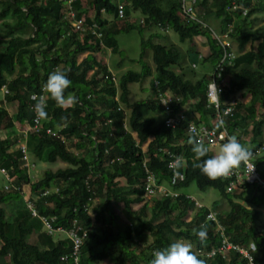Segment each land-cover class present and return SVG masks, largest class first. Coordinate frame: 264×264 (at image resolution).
Masks as SVG:
<instances>
[{"label": "trees", "instance_id": "obj_1", "mask_svg": "<svg viewBox=\"0 0 264 264\" xmlns=\"http://www.w3.org/2000/svg\"><path fill=\"white\" fill-rule=\"evenodd\" d=\"M66 1L0 0L3 27L0 87L4 84L8 90L4 102L0 100V167L23 194L22 198L16 189L4 190L3 184L0 188V264H6L5 258L11 264H70L59 260V256L70 252L68 238L63 232L48 233L39 217L32 216L25 208V200L33 203L40 216L52 217V228H67L73 220L88 228L80 248L81 264H150L154 251L166 248L177 239L191 241L194 252L206 264H247L240 255L231 252L223 257L219 253L205 256L217 244L215 223L223 226L231 241L240 245L255 243L253 260L255 264H264V227L256 228L264 206V192L245 183L226 190L229 177L210 180L201 174L194 166L198 161L188 143L193 134L186 133L192 122L195 127L203 124L206 128H215L216 132L224 129L228 135L238 134L237 131L249 134L244 142L250 144L251 161L264 178V149L255 152L264 146V24L252 28L248 20L251 14L263 10L264 0H218L214 10L221 19L217 33L227 29L225 19L230 18L227 39L235 42L236 51L231 63L223 66L222 73L228 82L221 88L217 108L207 103L205 91L223 49L210 34L216 32L195 13L199 9L200 13L209 14L213 0H194V18L180 12L178 0H71L69 5L75 17L85 16L86 25L96 23L101 31L102 47L113 53H118L116 35L133 29L140 32V24L170 29L180 42L191 41L195 36L205 39L206 54L196 53L195 57L206 66L195 80L185 77L193 68L182 69L180 61L186 54L176 45L146 42L151 52L150 68L142 61L145 46L140 42L139 69L123 71L116 82L95 60L93 51L99 48L98 40H92L90 33L80 38L72 30L66 35L65 31L70 28L64 17ZM231 2L235 4L234 9L229 8ZM118 5L121 16L117 15ZM85 8L90 9L88 14ZM131 10L141 16L142 23L136 18L128 20ZM82 53L87 54L78 60ZM173 65L180 67L179 73L171 68ZM56 66L65 70L71 81L65 95L75 93L78 103L60 108L46 93L48 118L39 132L27 133L24 138L14 123H31L29 94L40 91ZM152 72L155 75L149 81L151 96L129 103L128 85L142 82ZM7 75L12 77L5 83ZM164 92L177 97L168 102V112L157 96ZM237 93L240 98L246 94L249 99L239 101ZM228 99L235 103L228 113H223ZM10 103L16 105L8 114L5 107ZM125 108L129 109L128 113ZM169 117L177 122L168 124ZM216 118H220L221 124ZM45 127L55 130L59 136L46 134ZM18 141L25 142L35 160L53 163L58 160L65 166L53 171L46 169L35 179L29 177L24 173L27 169L21 167ZM221 141L224 140L216 142ZM204 143L210 146L215 142ZM169 153L182 158L174 167L181 178L173 177L168 167L173 159ZM210 156L209 151L203 159ZM147 174L153 176L156 185L168 190L166 195H151L146 199L143 183ZM116 178L123 179L124 183L117 184ZM192 182L200 191L209 188L217 191L227 208L217 212L216 200L210 206L196 205L190 194L181 191ZM24 186L28 187V193ZM253 189L259 191L257 196H250ZM11 198L20 199L22 206L6 220L2 204ZM110 200L126 209L136 205V210L131 212L134 221L129 224L112 221L108 211ZM211 211L215 220L207 217ZM93 223L98 226L97 230L91 228ZM202 225L207 227L203 242L196 237V230ZM34 231L36 241L28 242L27 236ZM56 233L64 235L53 240Z\"/></svg>", "mask_w": 264, "mask_h": 264}, {"label": "rangeland", "instance_id": "obj_2", "mask_svg": "<svg viewBox=\"0 0 264 264\" xmlns=\"http://www.w3.org/2000/svg\"><path fill=\"white\" fill-rule=\"evenodd\" d=\"M212 3L214 4L210 5L211 12L209 14L204 15L200 13L199 9H196L195 13L200 16L198 18L199 20H201L203 23L209 24L210 27L216 32L215 35L210 33L212 38L214 39L223 38L222 36L223 32L220 34L217 33L218 26L220 24L221 19L219 17H216L214 13L216 5L219 4V1L213 0ZM85 9L87 10V14H88L90 9L89 8H85ZM135 18L136 20H138L141 18V16L138 15L137 12L131 10L128 20L133 21ZM248 20L249 21L251 20L252 28H255V27H258L264 24V5H263V10L261 12L251 14L248 17ZM225 22H227L226 24L227 26L231 25L230 18L225 19ZM140 27H141L140 32L137 29H133L127 32L118 33L116 35L118 53L116 52L113 53L110 50H105V48H101V49L98 48L96 51H93L94 53L92 52L95 57V60L99 64L104 66V68L107 69L108 73L114 76L115 82L118 76L123 71L127 69H134V70L139 69L140 64L138 62V53L141 49L140 42L142 43L143 46H145L143 49L142 61L148 66H150V68H152L151 55H150L151 52H150V49L146 46V42H152V43L157 42L165 46L174 44L181 50V52H183V54L184 53L186 54V58L180 61V66L182 67V69L183 68H186V69L193 68V72L188 71V73H185L186 78H191L192 80L193 79L195 80L200 75V73L204 71V68L206 65L201 64L199 59L195 57L196 53H200L201 56H204L207 52L206 42L203 36H195L193 37L191 41L184 40L180 42L178 41L176 34H174L170 29H167V31H165V29L159 30L157 26H154V27L147 26L146 27L143 24H140L139 28ZM2 31H3V27L1 26V21H0V34ZM228 41H229V47L231 46L232 52L233 54H235V51H236L235 42L232 40L230 41L229 39ZM86 54L87 53L80 54V58L78 57V60L83 58ZM194 62H195V67H192L191 63H194ZM209 67L210 66L208 65V68ZM171 68L177 73L180 72L179 66L173 65L171 66ZM154 75L155 73L152 72L151 76L146 77L142 82L132 83L128 85L129 103H132L136 100H139V101L146 100L151 96L150 88H149V81H151ZM11 77L12 76H9V75L5 76L4 77L5 83L8 82V80ZM236 95H237V98H239V101L241 100L243 102H246L249 99V96L246 94H245L246 96L244 95L245 97L243 96L242 98L238 96V93ZM0 100H2L1 91H0ZM15 105H16L15 103L6 104L5 108L7 109L8 114H11L15 110ZM128 110L129 109L125 108V113H128ZM14 124H15L16 130L20 131L19 125L16 123ZM247 128H249V126ZM237 132L238 134H233V135H236L237 138H239L240 136V139H239L240 142L244 146L249 148L250 144L248 142H244V140L247 141V139H249L248 138L249 134L245 135L243 133H240L239 131ZM0 135L2 136V133ZM224 142L225 141L215 142L214 144L208 146L210 148V152L212 153V155H214L216 151H218L219 145H221ZM18 144H19V141H18ZM141 149H144V146H141ZM69 150H71V147H69ZM26 153L28 156V161L33 166L30 169L24 170V173L28 175L29 177H32L33 179L40 177L42 175V172L46 169L53 171L59 167L63 168L65 166V163L60 162L58 160L55 161L54 163L37 161L34 159V156L31 155L28 150L26 151ZM115 181L119 185H122L124 183V180L120 178H116ZM3 183H4V177L3 175L0 174V188ZM23 189L25 193H28V187L24 186ZM254 190L255 189H253V191H250V196H257L259 191H254ZM181 191L185 192L186 194H190L197 203L199 202L204 205L210 206L212 201L216 200V202L219 204V207L215 209L217 212L221 213L227 208L225 201L224 200L221 201V198L218 192L215 191L214 189L209 188L205 191H200L196 188L195 184L192 182L186 188H182ZM2 206L4 207V210H5L6 220H10L12 215L15 213V209H17V207L21 208L22 201L20 199L18 200L17 198H11V199L4 201ZM136 208H137L136 205H130L129 209H126L124 205H122L121 203L113 202L111 200L108 201V211H109L110 219L112 221L126 222L128 224L132 223L134 221V218L131 212L136 210ZM263 209H264V206L262 207V210ZM97 227L98 226L95 223L91 225V228L94 230H97L96 229ZM263 227H264V217L262 213H260V217L256 222V228L260 230ZM35 234H36V231H34V233H31L29 236H27L28 242L34 243L36 241ZM63 235H64L63 233H56L52 238L53 240H56L57 238L62 237ZM5 261H6L5 262L6 264H9L7 263L9 262L7 258H5ZM100 264H103V262H101Z\"/></svg>", "mask_w": 264, "mask_h": 264}, {"label": "built area", "instance_id": "obj_3", "mask_svg": "<svg viewBox=\"0 0 264 264\" xmlns=\"http://www.w3.org/2000/svg\"><path fill=\"white\" fill-rule=\"evenodd\" d=\"M70 1L71 0H67L66 6L64 7V17L67 18L68 24L70 27L68 30L65 31L66 35L71 30L77 32L80 38L84 33H90V35L93 36V38L91 39L94 41L98 40L99 48L100 49L103 48L100 42L101 41L100 40L101 31L98 29V26L96 25V23L93 22L91 24L86 25L84 23L85 16H80L76 18L74 10H72V8L69 5ZM178 2L180 6L179 8L180 12L184 15L189 16L190 18H194L193 17L194 15L193 7H192V3L194 2V0H178ZM229 8L234 9L235 4L231 2ZM117 15L118 16L122 15V9L120 5L117 6ZM138 22L142 23V19H139ZM229 30H230V26H227V29L222 33L223 38H219V39L215 38L218 44L222 47L223 53L221 55L220 60L216 63V66L214 67L211 73L210 80L206 84V91H205L206 101L208 104H212L215 108L218 107V103L211 99L209 84L211 81H213L220 90L223 86L227 85V82H228L227 77H224V74L222 73L223 66L229 65L231 63L230 61L234 57L231 46L229 47V41L227 39L228 38L227 32ZM210 33L215 35V33L212 31ZM89 42H91V40H89ZM105 50H108V49L106 48ZM191 66H195V65L191 64ZM57 69L58 68L56 66L53 68V71ZM110 77H111V80L115 82V78L112 74H110ZM43 85L40 86V91L38 93L32 92L29 94L30 102L28 103V109L31 111L32 116H31V123L29 125H25V124L21 125L20 130L24 138L27 133H33V132L37 133L42 129V123L44 122V120H38L36 118V114L33 111V108H34V105L38 102V100H41V99L44 101L46 100V92L43 91ZM154 85H156V81H154ZM0 91L2 93V101L4 102L3 97L5 94L8 93V90L4 84L1 85ZM157 96L159 97L161 104L164 106L165 112H168L169 111L168 102L174 96H172L169 92H164L162 94H158ZM174 99L177 100V97H174ZM224 103L227 105L225 106L223 113H228L231 110V106L235 103V100L228 99ZM178 117L180 118L182 116L179 115ZM216 119L219 122V124H221L220 118H216ZM167 122L168 124L173 125L174 122H177V120H173L172 118L169 117L167 118ZM62 126L63 125H61V127ZM44 132L51 136H59V134L55 130L49 127H45ZM222 132H224V129H222L220 132H216L215 128H206L205 126H203V124H199L195 127V125L192 122L188 124L187 129H186V133L193 134L194 137H196L197 139H201L205 142H216L218 140H221ZM18 147L21 151L22 160H23L21 167L26 168V169L31 168L33 165L30 164V162L27 160V153H26L27 149L25 146V142L24 141L19 142ZM263 149H264V146L262 145V147L257 148L255 152H259L260 150H263ZM170 156L173 157V159L168 162V167L172 170L173 177L178 176L179 178H181L182 175L178 173L174 168L176 165L175 162L177 160V157L179 156H173V154H170ZM249 164L254 166L251 160ZM250 171H251V167L245 166V165H241L239 168L233 169L232 173L229 176H227L229 177V180L226 183L225 189L230 190L235 184L246 183V184H253L259 187L260 189H262V191L264 192V178L259 175V172L257 171L256 166L251 173ZM0 173L4 177V183L2 186L3 189L4 190L10 189V188L16 189L17 191H20L22 198H23L22 190L20 189V187L12 184L13 178L7 174L6 170L3 167H0ZM143 188L145 190L144 196L146 197V199H149L151 195H154V196L158 194L166 195L168 191L165 187L161 185H156L154 183V179L151 174H147L145 176ZM45 193L46 191L43 192V194ZM194 202L198 206L201 205L199 202L198 203L196 201ZM24 205H25V208L30 211V214L32 216L39 217V219L42 221L44 226L48 229V233L53 230L55 232H63L66 238H68V240L70 241V247H71L70 252L59 256V260L68 261L70 262V264H81L80 263V247L82 243L86 240L87 228L81 225H78L74 220L72 221L71 225L68 228H62L61 226H56L52 228L50 225L52 217L46 218L44 216H40L36 212V209L34 208L33 203L31 201L25 200ZM263 215H264V210H263ZM207 217L212 220H215L214 212L212 211L209 212L207 214ZM215 230L218 236L217 244L215 247L211 248L207 253H205V256L210 257L214 253H219L221 257H223L226 253L231 252V253H236L240 255L246 261L247 264H255L253 260V253L255 251L252 248V245H253L252 242H249L247 245H240L239 243H235L231 241L229 235L224 232L223 226L219 223H215Z\"/></svg>", "mask_w": 264, "mask_h": 264}, {"label": "clouds", "instance_id": "obj_4", "mask_svg": "<svg viewBox=\"0 0 264 264\" xmlns=\"http://www.w3.org/2000/svg\"><path fill=\"white\" fill-rule=\"evenodd\" d=\"M70 86L71 81L65 74V70L57 69L50 73L47 77V80L43 85V91L48 94L58 107L70 108L74 107L78 103V98L75 93H69L67 96L65 95L66 90ZM209 89L211 99L217 103L221 102L219 98L221 90L213 81L210 82ZM46 107L47 105L42 99L38 100V102L34 105L33 111L35 112L38 120H46L48 118V113L45 110ZM221 139L225 142L219 145L218 151L207 159H203L208 156L210 148L201 139H197L194 136L189 138L188 143L192 145L191 150L198 161V163L194 165L195 168L199 169L201 174L210 180H216L221 177L229 176L233 169H237L241 165L251 167V173L255 168V165L252 166L249 164L253 153L240 142L236 135H228L227 132L224 131L221 133ZM181 159L182 158L177 157L175 162L177 166L179 165ZM263 210L261 208L260 212L262 215ZM206 236L207 227L202 225L196 230V237L203 242L206 239ZM252 248L256 251L255 243H253ZM7 263L11 264L10 262ZM150 264H206V261L197 256L193 250V244L191 241L177 239L166 248L154 251L153 259L150 261Z\"/></svg>", "mask_w": 264, "mask_h": 264}, {"label": "crops", "instance_id": "obj_5", "mask_svg": "<svg viewBox=\"0 0 264 264\" xmlns=\"http://www.w3.org/2000/svg\"><path fill=\"white\" fill-rule=\"evenodd\" d=\"M16 124H18L19 125V130L21 129V125H23V124H21V123H17V122H15ZM14 127H15V124H14ZM20 132H21V130H20ZM22 142V141H21Z\"/></svg>", "mask_w": 264, "mask_h": 264}]
</instances>
